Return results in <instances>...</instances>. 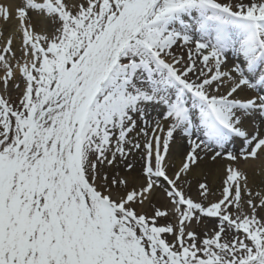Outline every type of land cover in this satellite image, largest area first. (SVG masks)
Here are the masks:
<instances>
[{
	"label": "snow or ice",
	"instance_id": "obj_1",
	"mask_svg": "<svg viewBox=\"0 0 264 264\" xmlns=\"http://www.w3.org/2000/svg\"><path fill=\"white\" fill-rule=\"evenodd\" d=\"M0 20V264H264V0Z\"/></svg>",
	"mask_w": 264,
	"mask_h": 264
},
{
	"label": "bare ground",
	"instance_id": "obj_2",
	"mask_svg": "<svg viewBox=\"0 0 264 264\" xmlns=\"http://www.w3.org/2000/svg\"><path fill=\"white\" fill-rule=\"evenodd\" d=\"M19 3V0H0V4H5L9 7H13ZM3 27V21L0 20V28ZM12 30H14V23L12 26ZM7 35V32H5ZM3 37H0V42H2ZM2 91V90H0ZM181 159V155L179 151H174L170 155V162L173 164H178ZM223 163L218 162L216 164L211 163L210 161H205L202 163L198 168L194 169L191 176L188 177L192 180L191 185V192L195 196L197 195V182L200 181L202 178L207 177V180L213 190L215 192H219L221 186V180L223 176ZM257 172H258V165H257ZM254 180L256 183H259L260 176L257 174L254 176Z\"/></svg>",
	"mask_w": 264,
	"mask_h": 264
},
{
	"label": "rangeland",
	"instance_id": "obj_3",
	"mask_svg": "<svg viewBox=\"0 0 264 264\" xmlns=\"http://www.w3.org/2000/svg\"><path fill=\"white\" fill-rule=\"evenodd\" d=\"M16 95H17V93H15V92L12 93L13 99H15Z\"/></svg>",
	"mask_w": 264,
	"mask_h": 264
}]
</instances>
